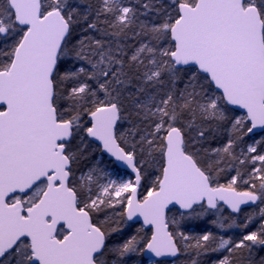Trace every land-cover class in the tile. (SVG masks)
Segmentation results:
<instances>
[{
	"label": "trees",
	"instance_id": "trees-1",
	"mask_svg": "<svg viewBox=\"0 0 264 264\" xmlns=\"http://www.w3.org/2000/svg\"><path fill=\"white\" fill-rule=\"evenodd\" d=\"M197 0H41L44 12L58 9L70 32L53 75L58 121L70 122L65 143L71 166L69 186L78 207L87 210L105 235L96 264H144L143 249L151 230L126 219L127 196L119 202L98 197L108 168H117L87 137L89 116L116 104V137L134 156L141 182L139 197L158 189L164 169L165 135L178 127L184 150L209 177L212 186L231 187L259 197L255 207L237 214L204 204L187 213L172 209L168 224L179 247L174 261L155 264H264V132L252 135L246 116L230 108L209 79L196 68H176L170 29L181 4ZM256 5L264 22V0ZM122 8L129 12L122 20ZM0 71L10 66L26 28L16 24L10 0H0ZM253 150L250 151V147ZM31 197L27 205L34 202ZM61 227L58 237L64 235ZM252 236V238H250ZM228 243L224 250L221 243ZM30 245L21 241L0 264H30Z\"/></svg>",
	"mask_w": 264,
	"mask_h": 264
},
{
	"label": "water",
	"instance_id": "water-1",
	"mask_svg": "<svg viewBox=\"0 0 264 264\" xmlns=\"http://www.w3.org/2000/svg\"><path fill=\"white\" fill-rule=\"evenodd\" d=\"M18 26L26 28L7 70L0 72V260L26 239L30 264H96L105 235L79 209L69 187L70 159L62 143L72 138L70 122H58L53 106V75L69 35L59 10L42 12L41 0H10ZM170 29L176 68L193 67L209 79L232 109L245 114L252 135L264 132V22L245 0H197L181 4ZM2 37L7 35L0 28ZM88 138L135 181L125 215L152 233L143 249L146 261H173L178 244L167 223L168 213L204 204L222 205L237 214L254 207L258 196L234 188L212 186L208 176L183 148L180 128L166 132L164 170L158 189L140 200L141 175L133 155L116 138L118 108L101 106L90 116ZM39 200L24 208L8 199L27 194L42 180ZM66 234L59 239L58 229ZM264 232V222H263ZM264 247V239L261 243Z\"/></svg>",
	"mask_w": 264,
	"mask_h": 264
},
{
	"label": "rangeland",
	"instance_id": "rangeland-1",
	"mask_svg": "<svg viewBox=\"0 0 264 264\" xmlns=\"http://www.w3.org/2000/svg\"><path fill=\"white\" fill-rule=\"evenodd\" d=\"M129 12L128 8H122V20H125ZM4 27L6 31L8 30L7 26ZM250 151L253 150L251 146ZM107 178L99 187L98 197L92 201L90 205H96L99 201L106 197H112L116 202H119L123 196L129 197L131 190L133 188L134 182L133 179L125 172L118 171L113 168H108L106 171ZM41 192L40 188H36L31 194L25 196H16L11 199L12 202L22 201L24 203L28 202L31 197L37 196ZM128 201V198H127ZM214 214H219L220 210L215 208ZM264 211V208L261 209ZM252 238V236L250 237ZM228 243L226 241L221 243L220 249L224 250L227 247ZM144 264H155L154 261H147ZM218 264H225V262H220Z\"/></svg>",
	"mask_w": 264,
	"mask_h": 264
},
{
	"label": "flooded vegetation",
	"instance_id": "flooded-vegetation-1",
	"mask_svg": "<svg viewBox=\"0 0 264 264\" xmlns=\"http://www.w3.org/2000/svg\"><path fill=\"white\" fill-rule=\"evenodd\" d=\"M47 185V181L46 180H43L41 183H40V186L43 187V189H45Z\"/></svg>",
	"mask_w": 264,
	"mask_h": 264
}]
</instances>
